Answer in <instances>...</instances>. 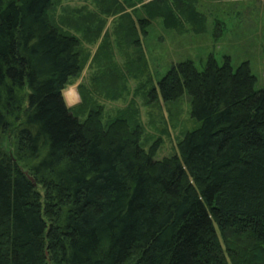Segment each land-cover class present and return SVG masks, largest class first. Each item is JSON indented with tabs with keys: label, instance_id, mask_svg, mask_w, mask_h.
I'll return each mask as SVG.
<instances>
[{
	"label": "trees",
	"instance_id": "obj_1",
	"mask_svg": "<svg viewBox=\"0 0 264 264\" xmlns=\"http://www.w3.org/2000/svg\"><path fill=\"white\" fill-rule=\"evenodd\" d=\"M55 1L0 0V264H264V87L250 63L172 65L148 99L187 92L201 125L157 159L140 124L68 106L83 55L52 22ZM169 3L145 4L143 31Z\"/></svg>",
	"mask_w": 264,
	"mask_h": 264
},
{
	"label": "rangeland",
	"instance_id": "obj_2",
	"mask_svg": "<svg viewBox=\"0 0 264 264\" xmlns=\"http://www.w3.org/2000/svg\"><path fill=\"white\" fill-rule=\"evenodd\" d=\"M150 1L56 0L49 15L81 41L83 68L64 89L68 106L82 120L97 107L104 123L126 116L142 126L147 150L158 142L161 159L177 153L185 133L201 121L191 114L187 92L173 102H150L149 90L174 63L191 59L203 71L210 56L220 64L229 57L234 70L248 61L262 89L264 0H170L174 14L156 16L143 31Z\"/></svg>",
	"mask_w": 264,
	"mask_h": 264
},
{
	"label": "water",
	"instance_id": "obj_3",
	"mask_svg": "<svg viewBox=\"0 0 264 264\" xmlns=\"http://www.w3.org/2000/svg\"><path fill=\"white\" fill-rule=\"evenodd\" d=\"M24 172H25V174L27 175V177H28L30 180H32L33 182H35L34 178L30 175V173H29L28 170H25Z\"/></svg>",
	"mask_w": 264,
	"mask_h": 264
},
{
	"label": "bare ground",
	"instance_id": "obj_4",
	"mask_svg": "<svg viewBox=\"0 0 264 264\" xmlns=\"http://www.w3.org/2000/svg\"><path fill=\"white\" fill-rule=\"evenodd\" d=\"M68 95H69L70 97H72V98L75 96L74 93H73L72 91L68 92Z\"/></svg>",
	"mask_w": 264,
	"mask_h": 264
}]
</instances>
